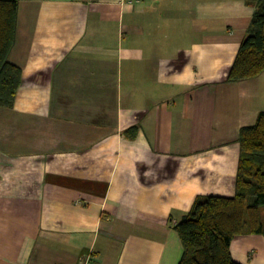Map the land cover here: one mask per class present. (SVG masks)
I'll return each instance as SVG.
<instances>
[{
	"label": "crops",
	"instance_id": "0c3cea01",
	"mask_svg": "<svg viewBox=\"0 0 264 264\" xmlns=\"http://www.w3.org/2000/svg\"><path fill=\"white\" fill-rule=\"evenodd\" d=\"M20 0L0 109V264H179L174 225L234 195L264 72L228 83L245 0ZM133 129V133L129 131ZM264 264V237L230 245Z\"/></svg>",
	"mask_w": 264,
	"mask_h": 264
},
{
	"label": "trees",
	"instance_id": "16d2710c",
	"mask_svg": "<svg viewBox=\"0 0 264 264\" xmlns=\"http://www.w3.org/2000/svg\"><path fill=\"white\" fill-rule=\"evenodd\" d=\"M20 0H0V109H12L21 69L9 62L15 44ZM254 9L245 37L227 76L228 83L264 72V0H245ZM133 133V129L129 131ZM239 159L231 197L196 198L191 212L174 225L182 244L179 264H238L230 254L234 237H264V112L240 130Z\"/></svg>",
	"mask_w": 264,
	"mask_h": 264
},
{
	"label": "built area",
	"instance_id": "2783aa9c",
	"mask_svg": "<svg viewBox=\"0 0 264 264\" xmlns=\"http://www.w3.org/2000/svg\"><path fill=\"white\" fill-rule=\"evenodd\" d=\"M134 1L136 2V0H129L128 3H129V4H132ZM81 264H92V259H91L90 255H86V256L83 258Z\"/></svg>",
	"mask_w": 264,
	"mask_h": 264
}]
</instances>
